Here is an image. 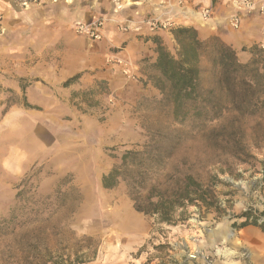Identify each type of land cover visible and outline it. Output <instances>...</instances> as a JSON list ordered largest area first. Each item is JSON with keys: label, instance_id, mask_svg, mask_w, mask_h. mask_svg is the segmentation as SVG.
Returning <instances> with one entry per match:
<instances>
[{"label": "rangeland", "instance_id": "rangeland-1", "mask_svg": "<svg viewBox=\"0 0 264 264\" xmlns=\"http://www.w3.org/2000/svg\"><path fill=\"white\" fill-rule=\"evenodd\" d=\"M24 1L5 11L0 33V264H264V231L236 226L248 211L264 223V105L243 116L225 111L203 128L190 118L178 122L156 86L155 62L158 46L176 55L171 28L181 23L151 26L144 19L149 30L136 37L150 42L153 61L127 63L124 45L111 42L100 62L108 28L130 31L123 17L130 3ZM94 16L105 20L102 39L75 32ZM74 36L92 66L68 84L56 82L70 70L64 53ZM257 49L264 53L255 44L234 50L246 63ZM203 79L212 83L211 74ZM154 141L171 155L145 175L141 196L185 173L211 190L208 206L178 207L175 225L135 210L132 160L114 186L102 184L123 153Z\"/></svg>", "mask_w": 264, "mask_h": 264}, {"label": "trees", "instance_id": "trees-1", "mask_svg": "<svg viewBox=\"0 0 264 264\" xmlns=\"http://www.w3.org/2000/svg\"><path fill=\"white\" fill-rule=\"evenodd\" d=\"M176 42V55H172L164 47H157L155 65L160 72L156 82L162 95L172 104V113L176 121L191 119L196 128H203L206 123L219 118L225 111H234L238 116L256 112L258 106L264 105V53L252 55L250 62L238 60L235 50L212 36L207 40L198 37L197 30L190 25H176L171 28ZM206 61V66L202 61ZM205 74H211L212 83H204ZM67 79L68 84L74 78ZM227 142V140H225ZM154 141L145 144L141 150H127L121 156L118 166L112 168L102 178L104 187H112L117 183V175L121 170H129L132 160V195L135 210L155 218L162 223L175 225V210L196 202L208 206L210 188L196 181L190 174L173 177L170 186L150 187L141 196L145 175L171 153L164 154L161 146ZM235 140L229 144L244 151ZM228 143V142H227ZM238 152V151H237ZM245 156H252L244 153ZM245 220L236 225L238 228L253 224L264 231V223L259 222L251 212H244Z\"/></svg>", "mask_w": 264, "mask_h": 264}, {"label": "crops", "instance_id": "crops-1", "mask_svg": "<svg viewBox=\"0 0 264 264\" xmlns=\"http://www.w3.org/2000/svg\"><path fill=\"white\" fill-rule=\"evenodd\" d=\"M127 2L130 5L125 6H129L130 14L123 17L127 18L130 31L128 30L129 32L127 33H119L114 28V30L112 29L113 32L110 31V27L108 28L105 38L102 41L104 46L101 43L102 49H100V44L98 45L99 53L96 55V60L98 59L100 62L103 55H106L105 45L111 42L115 46H119L118 44L121 43L124 45L122 48L123 51L120 52L124 57V61L127 63L132 64V60L135 61L137 58H142L143 56H152L149 60H155L153 50L148 47L150 42L148 41L142 44L136 37L142 31L149 30L144 19H153L160 22L167 21L169 23L173 21L193 26L199 34L204 36H219L235 50L243 46L249 48L254 44L258 46L264 44V13H260L257 8L249 12L238 11L240 26L236 29L231 27L230 17L236 12L234 0H125V3ZM26 3L28 2L24 0H0L2 19H5L4 17L7 15V13L5 14L6 10L14 9V7ZM75 6L80 7L82 10L84 9V7L82 8L78 4ZM77 7L75 9H79ZM205 7L211 10V15L206 20L200 16V10ZM34 10L39 12L42 10V6H38ZM84 11H88V8ZM68 20L69 18L67 17L61 19L64 22ZM160 33L164 34V31H160ZM72 38L67 42V52L64 53L65 64L70 65V70L68 73L63 72V76L58 78L56 82H62L76 74H82L92 66L90 65V58L86 50L87 47L82 46L81 38L77 36ZM136 44L140 45L142 49L137 54L132 51ZM136 65L133 68H137ZM120 69L114 68L112 72H119ZM34 132L32 131L33 134Z\"/></svg>", "mask_w": 264, "mask_h": 264}, {"label": "built area", "instance_id": "built-area-1", "mask_svg": "<svg viewBox=\"0 0 264 264\" xmlns=\"http://www.w3.org/2000/svg\"><path fill=\"white\" fill-rule=\"evenodd\" d=\"M236 12L230 17V25L232 28H238L240 26L239 12L246 11L249 12L254 8H257L260 13H264V0H234ZM211 10L208 7L202 8L200 10V16L202 19L206 20L210 17ZM147 23L151 26H156L157 24L165 27L168 22H157L156 20H147ZM104 24L105 20L101 17H93L89 22L77 23L75 25V32L81 35H86L94 40H100L104 37ZM2 25V14L0 12V33L3 31ZM260 47L264 50V44Z\"/></svg>", "mask_w": 264, "mask_h": 264}]
</instances>
